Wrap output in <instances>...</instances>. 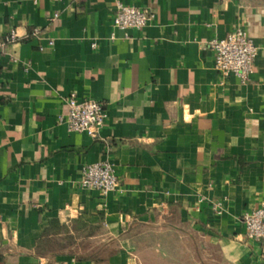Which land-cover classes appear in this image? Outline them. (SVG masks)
<instances>
[{"label": "crops", "instance_id": "crops-1", "mask_svg": "<svg viewBox=\"0 0 264 264\" xmlns=\"http://www.w3.org/2000/svg\"><path fill=\"white\" fill-rule=\"evenodd\" d=\"M117 1L154 18L125 39ZM237 29L258 49L247 83L223 81L210 47ZM12 31L0 264H149L158 243L141 232L175 229L203 236L196 264H264L242 222L264 203V0H0V39ZM71 94L103 103L96 138L59 122ZM103 161L119 189H82V170Z\"/></svg>", "mask_w": 264, "mask_h": 264}, {"label": "built area", "instance_id": "built-area-1", "mask_svg": "<svg viewBox=\"0 0 264 264\" xmlns=\"http://www.w3.org/2000/svg\"><path fill=\"white\" fill-rule=\"evenodd\" d=\"M58 17L59 14L56 13L54 18ZM153 18L154 15L147 10L117 1L113 25L125 33V39H130L128 31L143 30ZM19 38L16 31L5 35L0 39V53L6 45L18 41ZM53 45L51 42L50 46ZM210 47L215 54V69L223 81L231 76L237 77L242 83L249 81L254 72L258 49L247 32L237 29L223 39L211 41ZM67 104V113L59 117V122L65 124L71 133H83L96 138L107 118L103 103L95 99H79L76 94H71ZM79 185L82 189L98 190L107 194L119 189V179L114 166L103 161L87 165L82 170ZM214 213L221 215L218 207H214ZM242 222L247 238L259 243L264 253V203L261 207L245 213Z\"/></svg>", "mask_w": 264, "mask_h": 264}, {"label": "rangeland", "instance_id": "rangeland-1", "mask_svg": "<svg viewBox=\"0 0 264 264\" xmlns=\"http://www.w3.org/2000/svg\"><path fill=\"white\" fill-rule=\"evenodd\" d=\"M141 234V238H154L158 243L153 247H148L150 248V253L153 254L154 257H158L157 261H153L149 264H166V261H161V254L171 256V260H183L184 264H196L194 263L193 256L196 255V257L199 258L201 252L202 257L206 258L204 250H206L207 247L203 242V236L194 230H164L160 235L155 232L153 234L151 231H143ZM168 264L177 263L170 261Z\"/></svg>", "mask_w": 264, "mask_h": 264}]
</instances>
